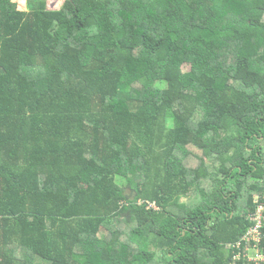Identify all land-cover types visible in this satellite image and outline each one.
Instances as JSON below:
<instances>
[{"label":"trees","instance_id":"obj_1","mask_svg":"<svg viewBox=\"0 0 264 264\" xmlns=\"http://www.w3.org/2000/svg\"><path fill=\"white\" fill-rule=\"evenodd\" d=\"M47 1L0 0V264H258L264 0Z\"/></svg>","mask_w":264,"mask_h":264},{"label":"built area","instance_id":"obj_2","mask_svg":"<svg viewBox=\"0 0 264 264\" xmlns=\"http://www.w3.org/2000/svg\"><path fill=\"white\" fill-rule=\"evenodd\" d=\"M255 209L248 214L247 219L251 225L245 235L232 245L236 250L234 260L246 259L254 261L260 255L263 256L264 244V195H256L254 197ZM158 210V208H156ZM264 258L258 264L264 263Z\"/></svg>","mask_w":264,"mask_h":264},{"label":"crops","instance_id":"obj_3","mask_svg":"<svg viewBox=\"0 0 264 264\" xmlns=\"http://www.w3.org/2000/svg\"><path fill=\"white\" fill-rule=\"evenodd\" d=\"M65 0H49V2H47L48 5V9L49 10H59L62 5L64 4ZM53 6V7H49V6Z\"/></svg>","mask_w":264,"mask_h":264},{"label":"rangeland","instance_id":"obj_4","mask_svg":"<svg viewBox=\"0 0 264 264\" xmlns=\"http://www.w3.org/2000/svg\"><path fill=\"white\" fill-rule=\"evenodd\" d=\"M19 4H20V7L22 8V0H16ZM47 2H49V0L47 1ZM50 8L51 7H53V6H49ZM188 68V67H187ZM129 192V191H128ZM261 258H264V254H263V256L262 255H260L259 257H257L253 262H257V263H260V262H262V261H259V260H261ZM262 260H264V259H262Z\"/></svg>","mask_w":264,"mask_h":264}]
</instances>
